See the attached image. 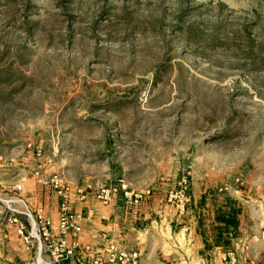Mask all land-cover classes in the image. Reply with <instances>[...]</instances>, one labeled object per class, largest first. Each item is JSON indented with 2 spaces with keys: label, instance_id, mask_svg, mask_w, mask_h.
Wrapping results in <instances>:
<instances>
[{
  "label": "rangeland",
  "instance_id": "rangeland-1",
  "mask_svg": "<svg viewBox=\"0 0 264 264\" xmlns=\"http://www.w3.org/2000/svg\"><path fill=\"white\" fill-rule=\"evenodd\" d=\"M34 149L264 252V0H0V165Z\"/></svg>",
  "mask_w": 264,
  "mask_h": 264
},
{
  "label": "crops",
  "instance_id": "crops-1",
  "mask_svg": "<svg viewBox=\"0 0 264 264\" xmlns=\"http://www.w3.org/2000/svg\"><path fill=\"white\" fill-rule=\"evenodd\" d=\"M46 160L39 149H34L25 150L13 165H0V198L19 195L29 205L42 207L55 225L57 197L51 189L36 182L34 171L38 166H44L45 174H58L66 185L80 186L60 172L50 171L53 162L46 165ZM17 185L21 186L20 193L14 189ZM93 197L75 202L71 209L81 215L80 246L88 245L95 253L102 252L108 243H115L138 251V264H264L261 249L252 252L249 247H231L233 241L248 239L237 233L239 219L236 230L218 233L217 209L205 217L181 221L183 226L177 230L172 219H151L144 211L149 201L142 203L143 197L138 205L130 204L121 195L109 204ZM15 231L14 225L6 224L5 219L0 218V264H31L35 247L26 249ZM74 257L80 259L79 251Z\"/></svg>",
  "mask_w": 264,
  "mask_h": 264
},
{
  "label": "built area",
  "instance_id": "built-area-1",
  "mask_svg": "<svg viewBox=\"0 0 264 264\" xmlns=\"http://www.w3.org/2000/svg\"><path fill=\"white\" fill-rule=\"evenodd\" d=\"M51 160H46V165ZM45 167L38 166L34 177L38 184L51 189L57 197V222L45 215L42 207L29 205L19 195L0 198V218L14 225L16 234L26 249L35 247L36 254L31 264H138V251L115 243H108L102 252L95 253L90 246H80L82 232L81 215L71 209L75 202L84 201L89 193L103 204L111 203L119 195L127 202L138 205L142 195L123 181L92 187H70L58 174H45ZM20 193L21 186L14 187ZM25 219V222L24 220ZM79 251L80 259H75Z\"/></svg>",
  "mask_w": 264,
  "mask_h": 264
},
{
  "label": "trees",
  "instance_id": "trees-1",
  "mask_svg": "<svg viewBox=\"0 0 264 264\" xmlns=\"http://www.w3.org/2000/svg\"><path fill=\"white\" fill-rule=\"evenodd\" d=\"M215 222L217 224L218 233L228 232L229 229L234 231L238 226L236 212L233 208H230L228 212L217 210L215 215Z\"/></svg>",
  "mask_w": 264,
  "mask_h": 264
}]
</instances>
